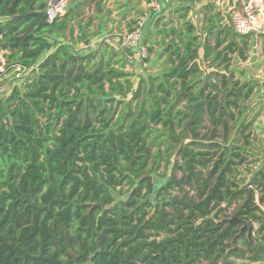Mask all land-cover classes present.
Wrapping results in <instances>:
<instances>
[{
	"label": "trees",
	"instance_id": "1",
	"mask_svg": "<svg viewBox=\"0 0 264 264\" xmlns=\"http://www.w3.org/2000/svg\"><path fill=\"white\" fill-rule=\"evenodd\" d=\"M185 1L149 31L161 69L135 88L124 49L77 47L113 11L136 27L137 0H70L52 21V0H0V79L30 72L0 101V264L264 262L257 85L233 71L255 34L221 29L208 5L204 61L221 71L205 82Z\"/></svg>",
	"mask_w": 264,
	"mask_h": 264
},
{
	"label": "rangeland",
	"instance_id": "2",
	"mask_svg": "<svg viewBox=\"0 0 264 264\" xmlns=\"http://www.w3.org/2000/svg\"><path fill=\"white\" fill-rule=\"evenodd\" d=\"M70 0H62L57 6H51L52 10L55 12H61V14H64L66 12V9L68 7V3ZM123 2V0H120ZM140 2L141 0H137ZM178 1H175V3ZM198 2V1H197ZM196 0H186L184 3H181L185 10L188 11V17L189 19L198 27H202L201 20L199 17L200 15V8L196 5ZM142 3V2H141ZM175 3L169 4L168 7L160 14H153L149 8L144 9L143 6H140L137 8L140 13H143L142 16H139L135 21L136 23L141 18L143 19V28H144V36L141 41V45L145 47L146 53L145 55H142L140 48L138 46H121V39H122V20L120 19L119 14L116 11H113L111 13V16H109V23L107 24L108 27L106 32L101 34L100 36L91 39L89 41L88 45L86 43H80L78 44L77 50L81 49L84 51L85 54L94 51L97 49L102 42L106 41V43H111L115 45L116 47H120L126 51V55L128 58V65L126 67V71L128 73H131L133 75L132 80L134 82L135 88L140 82L142 78H147L150 73H157L160 71L161 62L159 61V54L154 53V55H149L147 49L149 48L150 43L148 42L149 37V31L151 29H154L156 23H160L159 20L162 21H169L171 19V12L175 8ZM199 3V2H198ZM165 5V3H162ZM108 9H112V6H108ZM225 11H217L219 13V21L218 25L221 27V29L224 30H231L233 31L232 27V15L230 13H227ZM191 13H194L193 16H190ZM152 14L151 18L150 15ZM89 12H85V18L89 17ZM149 15V16H148ZM108 20V19H107ZM200 21V22H199ZM127 27V33L130 32L128 29H132L134 24H132V20H127L124 24ZM207 25V24H206ZM135 27V26H134ZM207 27V26H206ZM199 32L201 33V46L202 48L199 51V65L202 70V79L206 82V77L208 74L212 73L213 71H221V67L219 69L215 68H209L208 63L204 61V46L207 42L206 36L202 31L199 29ZM234 32V31H233ZM255 45L251 48L249 58L245 62H238L234 67L233 71H235V76L239 80H250L253 83L257 85L255 94L250 99V106L253 112L251 114L254 116L258 115L256 117V120L254 123L255 127H261L260 130H255V135H258L255 137L256 139L260 140L262 142V145H260L264 149V89H263V83H264V52H262V44H264V32L255 34ZM211 45H213L214 41L212 38H210ZM154 49H157L156 46ZM160 53V52H159ZM0 56H3V53L0 52ZM3 58V57H2ZM43 60V59H42ZM30 75V72L22 73L19 75H14V73L6 74L2 79H0V101L5 100L8 96L11 95L12 91L15 87L22 88L25 79ZM204 82V83H205ZM184 97V96H183ZM130 99V97L128 98ZM185 102L181 103V106L184 105ZM121 111V107H119L117 113ZM176 159V158H175ZM264 161V154L263 159ZM164 169L160 170V173H162ZM173 169L170 167L168 169L167 174H172ZM127 188H125L126 190ZM190 196L194 195L193 191H190ZM126 197H121L120 200H124ZM156 204V203H154ZM234 214L233 207L231 208V211H229L228 215L232 216ZM255 230L253 234H251V238L255 237V232L258 229V225L255 224ZM246 236H249L248 232H244ZM250 238V239H251ZM240 247H245L243 245H240ZM237 263H240L239 261ZM243 263V262H242ZM260 264H264V262H261Z\"/></svg>",
	"mask_w": 264,
	"mask_h": 264
},
{
	"label": "built area",
	"instance_id": "3",
	"mask_svg": "<svg viewBox=\"0 0 264 264\" xmlns=\"http://www.w3.org/2000/svg\"><path fill=\"white\" fill-rule=\"evenodd\" d=\"M147 7L153 14H160L163 11V4L170 0H149ZM240 3V10L232 13V27L239 35L259 34L263 33L264 19V0H216L218 8L222 11L232 12L231 4L234 7ZM52 6V5H51ZM61 12L50 10V21H52ZM143 19L141 18L133 31L122 36L121 46H138L142 55H145L146 50L141 41L144 36ZM4 59L0 56V71L3 70Z\"/></svg>",
	"mask_w": 264,
	"mask_h": 264
},
{
	"label": "crops",
	"instance_id": "4",
	"mask_svg": "<svg viewBox=\"0 0 264 264\" xmlns=\"http://www.w3.org/2000/svg\"><path fill=\"white\" fill-rule=\"evenodd\" d=\"M199 3H198V2ZM142 2V3H141ZM170 2V1H169ZM169 2L168 3H165V5H163V11L168 7V5H169ZM196 5H197V7L198 8H200V15H199V17H196L197 19L198 18H200V20H201V18H202V20H201V24H202V27L200 26V27H198L197 25H196V27L198 28V29H200L201 31H202V29L206 26V23H205V18H206V15H207V13H206V11H207V6L208 5H212V6H215L216 8V10L217 11H219L220 9L218 8V6H217V4H216V0H196ZM140 6H143V8L144 9H147L148 7H147V2H146V0H141L140 1V4H139V7ZM231 8L232 9H234L232 12H229V11H226L227 13H230L231 15H232V13H234V12H237L238 10H240V3H238L235 7H234V4H231ZM162 11V12H163ZM220 11H222V10H220ZM118 13V12H117ZM193 14L194 13H191V15L190 16H193ZM149 16V15H148ZM151 16H152V14L150 15V17H148V18H151ZM120 19H121V17H120ZM128 20H130V19H132V17H130V18H127ZM122 20V19H121ZM200 22V21H199ZM263 32H264V19H263ZM126 23V20H122V28H123V30H122V33H124V34H122L121 36H123V35H125L126 33H127V27L124 25ZM193 23V22H192ZM194 24V23H193ZM195 24H197V23H195ZM194 24V25H195ZM262 52H264V44H262Z\"/></svg>",
	"mask_w": 264,
	"mask_h": 264
},
{
	"label": "water",
	"instance_id": "5",
	"mask_svg": "<svg viewBox=\"0 0 264 264\" xmlns=\"http://www.w3.org/2000/svg\"><path fill=\"white\" fill-rule=\"evenodd\" d=\"M62 0H52L51 5L52 6H57ZM263 89H264V83H263ZM235 222H240L243 226L240 229V233L237 236V238L243 234L245 231L248 232L249 234V238H251V234H253L254 230H255V224H253L250 221H244V220H240L239 218H234L233 220L230 221V223H235Z\"/></svg>",
	"mask_w": 264,
	"mask_h": 264
}]
</instances>
